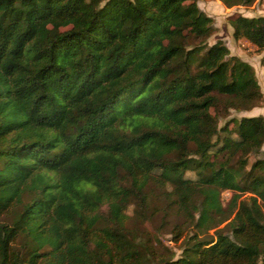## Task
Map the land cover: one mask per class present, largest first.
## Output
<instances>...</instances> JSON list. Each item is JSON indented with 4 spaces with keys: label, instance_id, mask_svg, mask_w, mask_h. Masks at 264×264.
<instances>
[{
    "label": "trees",
    "instance_id": "trees-1",
    "mask_svg": "<svg viewBox=\"0 0 264 264\" xmlns=\"http://www.w3.org/2000/svg\"><path fill=\"white\" fill-rule=\"evenodd\" d=\"M230 25L264 49V15ZM213 31L197 0H0V264H264V116L218 125L262 92ZM157 191L175 259L129 226Z\"/></svg>",
    "mask_w": 264,
    "mask_h": 264
},
{
    "label": "rangeland",
    "instance_id": "rangeland-1",
    "mask_svg": "<svg viewBox=\"0 0 264 264\" xmlns=\"http://www.w3.org/2000/svg\"><path fill=\"white\" fill-rule=\"evenodd\" d=\"M200 9L206 12L209 16L214 18V31L208 37L209 44L214 43L218 39L225 41L229 47L230 54L240 57L248 61L255 69L256 76L261 88L262 99L257 105L248 110H238L229 108L226 114H221L218 119L219 127H222L226 122H229V127H233V118L240 119L242 116L263 115L264 116V49H258L256 45L248 41L246 38L236 39L233 36V28L230 25V18L242 14L246 16L264 15V0H255L248 5L237 4L231 7L226 6L221 0H197ZM237 138L236 134H232ZM260 157H264V143L258 152L250 153L248 158L247 169L251 164ZM187 176L196 177L193 172H187ZM157 191L154 197V205L156 208L154 213L149 215V220L146 224L138 222L136 217L131 218L129 222L130 227H137L140 230L147 231L151 242L156 245L160 256L174 259L181 256L183 248L187 244L189 235L194 231L193 225L185 224L180 238L176 239V233L181 226L176 229L175 225H183L184 217H177L173 210H167L170 205V199ZM233 195L230 190L222 192V202L228 206L229 201ZM264 209V203L262 205ZM135 207L131 205L128 209L130 215H134ZM106 210V206H103ZM12 212L3 213L1 220L7 223L12 222ZM227 221L222 222L218 228H222L225 232L230 234L229 227L226 225ZM216 228L210 229L207 234L215 235ZM201 236L205 234H200ZM21 241V240H20ZM154 264H157L154 262Z\"/></svg>",
    "mask_w": 264,
    "mask_h": 264
}]
</instances>
